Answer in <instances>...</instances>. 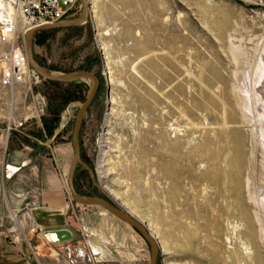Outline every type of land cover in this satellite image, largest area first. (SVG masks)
Masks as SVG:
<instances>
[{"label": "rangeland", "instance_id": "1", "mask_svg": "<svg viewBox=\"0 0 264 264\" xmlns=\"http://www.w3.org/2000/svg\"><path fill=\"white\" fill-rule=\"evenodd\" d=\"M90 3L86 24L34 38L45 71L100 81L79 136L77 192L143 222L158 264H264V0ZM90 88L39 77L31 89H0L1 153L28 154L36 184L51 166L66 187L75 238L57 247L69 264H149L132 227L69 195L72 131ZM25 212L0 234L11 240L20 228V243L34 245Z\"/></svg>", "mask_w": 264, "mask_h": 264}, {"label": "crops", "instance_id": "2", "mask_svg": "<svg viewBox=\"0 0 264 264\" xmlns=\"http://www.w3.org/2000/svg\"><path fill=\"white\" fill-rule=\"evenodd\" d=\"M243 1L249 4L261 2ZM20 154L10 151L3 156L0 150V228L13 220V215L17 217L25 210L31 218L27 217L31 222L30 231L37 239L34 245L14 244L0 234V264H69L66 256L58 250V244L51 245L40 239L44 231L70 230L68 213L72 207L68 203L66 187L55 180L51 166H46L43 179L36 184L32 174L35 175L37 166L31 165L28 154ZM32 220L41 230L34 228ZM0 231L4 230L1 228ZM72 234L73 239L75 233Z\"/></svg>", "mask_w": 264, "mask_h": 264}, {"label": "water", "instance_id": "3", "mask_svg": "<svg viewBox=\"0 0 264 264\" xmlns=\"http://www.w3.org/2000/svg\"><path fill=\"white\" fill-rule=\"evenodd\" d=\"M82 3V15L78 18H72L68 20H64L54 24H46L34 29L29 30L26 33V48L27 55L30 67L40 76L42 79L51 82L58 83H70L73 81H90L91 88L86 100L83 103L78 105L79 111L75 119L74 128L72 131L71 144L73 147V157L71 163L69 165L67 171V187L70 197L77 204L84 206H100L112 214L114 217L118 218L122 222L128 224L132 227L148 244L150 249V263L149 264H158L159 256H160V246L155 239V237L151 234L147 226L141 222L139 219L135 218L129 211L124 209L122 206L118 204H113L111 199H104L101 197H83L81 196L76 189L75 186V174L79 165L82 164L81 161V146H80V132L84 123L85 115L87 114L89 108L92 106L94 99L97 95L100 81L96 74L88 70H79L73 71L69 73H64L60 75L52 74L45 71L36 61L35 59V51H34V38L37 33L49 30H57V29H67L74 28L86 24L90 19L91 13V3L90 0H80ZM76 106L75 103L71 104L70 107ZM69 110V109H68ZM64 128V124H62L59 129L55 132L54 136L48 143L40 144L44 146H51L56 138L60 135ZM44 239L51 245H57L61 243H66L72 240L73 234L68 229H59L52 231H44L41 233Z\"/></svg>", "mask_w": 264, "mask_h": 264}, {"label": "built area", "instance_id": "4", "mask_svg": "<svg viewBox=\"0 0 264 264\" xmlns=\"http://www.w3.org/2000/svg\"><path fill=\"white\" fill-rule=\"evenodd\" d=\"M80 8V0H0V89L13 90L24 84L31 89L39 76L29 65L26 33L72 19ZM25 215L30 218L27 212ZM32 224L41 230L33 220ZM21 236L20 231H12L11 242L20 243Z\"/></svg>", "mask_w": 264, "mask_h": 264}, {"label": "trees", "instance_id": "5", "mask_svg": "<svg viewBox=\"0 0 264 264\" xmlns=\"http://www.w3.org/2000/svg\"><path fill=\"white\" fill-rule=\"evenodd\" d=\"M51 32H53V30L43 31V33H51ZM49 82H50L51 84H53V85H59V84H61V83H58V82H51V81H49ZM74 82H76V81L70 82L69 85L74 84ZM70 96H71L70 93H68L66 99H64L65 103L69 101L68 98H70ZM68 103H69V102H68ZM107 199H108V198H107ZM112 203L114 204V202H112Z\"/></svg>", "mask_w": 264, "mask_h": 264}, {"label": "bare ground", "instance_id": "6", "mask_svg": "<svg viewBox=\"0 0 264 264\" xmlns=\"http://www.w3.org/2000/svg\"><path fill=\"white\" fill-rule=\"evenodd\" d=\"M25 36H26V35H25ZM32 70H33V69H32ZM33 71H34V70H33ZM35 73H36V72H35ZM36 74H37V73H36ZM37 75H38V74H37ZM39 77H40V76H39ZM67 112H68V114H69V111H67ZM63 118H64L63 121L66 122V120H67V116H65V117H63ZM103 142H106L105 139H103L102 143H103ZM100 167H101V166H100ZM16 239L19 240L20 237L17 236ZM160 253H161V252H160ZM257 253H258V252H257ZM260 255H261V254H260ZM257 256H258V255H257ZM256 263H257V264H261V261H260L258 258H256Z\"/></svg>", "mask_w": 264, "mask_h": 264}]
</instances>
